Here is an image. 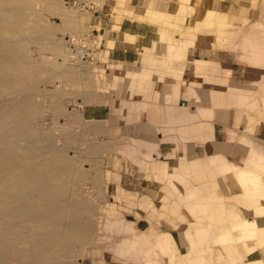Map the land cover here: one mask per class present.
I'll use <instances>...</instances> for the list:
<instances>
[{"label":"rangeland","instance_id":"374dc122","mask_svg":"<svg viewBox=\"0 0 264 264\" xmlns=\"http://www.w3.org/2000/svg\"><path fill=\"white\" fill-rule=\"evenodd\" d=\"M246 2L250 9L242 11L238 18L218 15L211 20V26L205 28H214L219 41L236 53L238 63L245 65L251 73L248 81H252L254 92L239 94L243 96L237 100L238 112L261 118L264 117V0ZM102 3L100 0H27L29 11L26 14L36 23L30 24L33 31L28 33V39L18 43V49L27 59L26 73L35 75L37 72L38 76L30 79L25 117L19 118V121L26 118L32 147L28 153L23 149L15 151L14 157H25L26 162H32L36 157L56 160L57 165L46 167V177L56 175L58 180V185L51 191L67 200L69 208L78 204L88 208L84 219L92 225L88 242L76 243L68 250L60 247L54 263H244L248 253L264 249V242H255L250 249L249 242L239 239L241 232L232 224L240 218L250 220L252 207L244 199L245 195L229 197L225 185L228 179H223L218 171L225 164L232 168L233 175L241 167L224 163L220 158L204 160L199 165L180 162L179 168L174 170L182 177L172 174L167 177L164 172L167 169L161 168L159 173L160 164L154 163L156 144L144 146L136 140L129 144V136L139 134L137 125L131 131L118 125L110 132L105 123L84 116V110H88L89 115L90 111L102 109L109 103L117 118L124 117L123 106L130 112L135 110L136 106L129 107L126 99L136 95L149 99L153 67L166 69V74L159 79L167 75L181 80L178 72H183L188 45H191L175 39V35L183 31L182 25L179 28L169 26L163 29L166 35L162 33L164 43L158 54L147 59V71L144 66L108 64L103 67L97 65V60H81L77 51L70 48V39L78 34L92 33V11ZM109 3L111 9L116 10L112 8V2ZM246 18L249 20L244 23ZM188 31L199 33L203 28ZM13 37L19 41L23 38L19 34ZM171 67L173 74L169 72ZM140 71L141 75L138 74ZM24 96L15 95L14 103ZM2 100L4 98L0 97V112H10L11 106ZM148 113L151 114L148 120L154 123L152 116L159 113V108L150 109ZM203 128L195 124L192 133L198 134ZM207 128L212 129L211 126ZM145 130L147 136H153L151 126L146 124ZM144 151L148 154L144 155ZM129 169L139 170L148 179L161 183V192L156 197L160 202L153 201L156 193L152 194L155 195L153 198L140 195L139 188L135 187L137 173L128 176ZM241 169L250 170L248 167ZM256 210L254 213L260 215ZM169 229L172 234L167 231ZM36 232V226L31 224L28 234ZM222 234H231V241L224 239L226 235L223 237ZM25 247L20 245L21 249ZM8 263L20 264L17 261Z\"/></svg>","mask_w":264,"mask_h":264},{"label":"crops","instance_id":"0c3cea01","mask_svg":"<svg viewBox=\"0 0 264 264\" xmlns=\"http://www.w3.org/2000/svg\"><path fill=\"white\" fill-rule=\"evenodd\" d=\"M100 1L103 2L102 6L96 5L91 19V30L97 36L100 47L99 57L96 55L94 59L99 66H144L147 71V59L155 58L158 54L164 43L163 29L169 26L182 25L183 31L176 34L175 39L191 45H188L183 72H178L181 80L167 75L159 79L166 74V69L153 67L149 99L143 98V95L128 96L126 99L129 107L136 106L135 110L130 112L129 108L123 106L124 117L117 118L109 103L102 109L90 111L89 115L88 110H84V116L91 121L105 123L106 130L110 132L115 131L118 125L129 131L137 125L139 134H131L129 144L132 140L144 146L156 144L154 163L160 164L159 173L161 168L167 169L164 171L167 177L170 174L182 177L174 170L179 168L180 162L199 165L211 158H220L224 163L241 168L248 167L254 172L258 168L259 171L254 161L260 162L257 157L264 159V117H255L252 113L241 114L237 110V100L243 96L239 94L254 92L252 81H248L251 73L245 65L238 63L236 53L219 41L214 28H205L207 22L215 20L218 15L238 18L242 11L250 9L246 0ZM109 2L116 10L111 9ZM180 20L182 23L178 24ZM201 28L203 31L199 33L188 31ZM179 34L184 37L180 38ZM169 72L173 74L172 67ZM138 74L141 75V71ZM247 85L249 87H245ZM154 108H159V113L153 114L154 123H151L148 111ZM174 122L177 124L173 125ZM146 124L154 129L151 137L145 133ZM195 124L205 129L194 134L192 128ZM208 126L212 129L208 130ZM145 152L144 155H147L148 152ZM127 172L128 176L132 172L137 173L135 187L139 188L140 195L153 198L155 195L152 194L156 193L153 201L160 202L156 199L161 192L159 181L148 179L139 170L129 169ZM148 173L152 175L151 170ZM225 185L230 198L244 196L235 179H229ZM251 212L254 213L253 209ZM253 219H256L254 214L250 217V220ZM256 220L260 227H264V217ZM167 231L172 234L171 229ZM254 245L255 242H250L248 247L251 249ZM256 262L264 264V249H255L246 255L245 264Z\"/></svg>","mask_w":264,"mask_h":264},{"label":"bare ground","instance_id":"6f19581e","mask_svg":"<svg viewBox=\"0 0 264 264\" xmlns=\"http://www.w3.org/2000/svg\"><path fill=\"white\" fill-rule=\"evenodd\" d=\"M27 11V0H0V97L12 108L8 113L0 112V264H9V261L20 264H55L60 247L68 250L76 243L88 242L92 225L88 219H84L88 208L81 204L69 208L67 200L51 191L52 187L58 185V180L56 175L46 177V167L57 165L56 160L36 157L32 162H26L25 157H14L15 151L23 149L28 153L32 147V140L26 130V118L19 121V118L25 117L27 94L32 84L30 79L34 80L38 76L37 72L35 75L26 73L27 59L25 53L18 49V43L26 41L28 33L33 31L30 24L36 23L28 18ZM248 20L246 18L244 23ZM210 23L211 20L207 25L211 26ZM4 34L9 36L5 37ZM14 34L23 36L22 40L15 39ZM18 94L25 96L14 103L13 97ZM17 123L20 124L16 127ZM3 144L6 146L3 147ZM257 158L260 160L254 161L260 167L257 172L239 168L232 175L233 170L229 166L223 164L218 168L223 179H235L253 212L256 208L261 213H253L256 219L264 216V159ZM256 219L240 218L232 224L235 225L234 229L241 232L238 237L243 242H264V227H260ZM31 224L36 226L37 231L33 235L28 234ZM222 236L226 240L232 239L231 234ZM20 245L26 247L21 249Z\"/></svg>","mask_w":264,"mask_h":264},{"label":"built area","instance_id":"2783aa9c","mask_svg":"<svg viewBox=\"0 0 264 264\" xmlns=\"http://www.w3.org/2000/svg\"><path fill=\"white\" fill-rule=\"evenodd\" d=\"M96 37L93 33L78 34L70 39V48L77 51L81 60H94L100 51Z\"/></svg>","mask_w":264,"mask_h":264}]
</instances>
